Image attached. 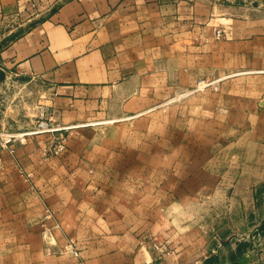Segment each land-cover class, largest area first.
I'll return each mask as SVG.
<instances>
[{"label":"crops","instance_id":"0c3cea01","mask_svg":"<svg viewBox=\"0 0 264 264\" xmlns=\"http://www.w3.org/2000/svg\"><path fill=\"white\" fill-rule=\"evenodd\" d=\"M0 67L10 80L45 82L47 117L70 135L104 131L102 142L88 138L86 159H45L27 136L5 155L0 264H217L222 248L202 237V197L230 192L236 208L250 205L238 194H254L264 174L239 153L224 163L220 139L202 137V111L185 115L182 136L169 118L162 135H136L148 119L159 126L164 92L200 77L219 81L204 92H264V10L222 0H0Z\"/></svg>","mask_w":264,"mask_h":264},{"label":"rangeland","instance_id":"374dc122","mask_svg":"<svg viewBox=\"0 0 264 264\" xmlns=\"http://www.w3.org/2000/svg\"><path fill=\"white\" fill-rule=\"evenodd\" d=\"M222 1L231 2L240 7L253 8L260 12L264 10V0ZM207 79L210 80V78ZM197 81L181 92H164L165 94L158 102L160 107L154 111L157 114L154 121L159 126L151 128L149 125L151 120H146L148 117L144 115V120L147 121H144V125L147 127L138 130L142 131L137 133L138 139L140 135L143 138H149L165 133L167 118L174 119L173 127L176 130V136H182L185 115L196 118L202 111V125L205 127H202V137L220 139L223 145H218V151L222 149L229 154L224 163L231 164L233 154L239 153L242 159L240 162L243 161L253 171L264 174V92H204L218 90L219 81L215 83L216 85L195 91ZM44 84L45 82L40 80L27 82L5 78L0 81L2 122L14 130L31 131L38 127L40 120L45 119L51 122L52 126H58L60 129L29 133L25 137H31L32 147L41 149L45 159L71 151L79 152L81 157L86 159L85 155L93 152L95 147L86 144L88 138L102 142L104 131L97 130L98 132L94 133V130L83 129L70 135L68 126L56 124L51 117H47V110L42 101L46 96L42 94L46 91L43 88ZM14 112L17 116L12 119L8 114ZM205 121L206 123L203 124ZM12 123L16 128L10 127ZM17 126L21 127L17 128ZM36 134L40 136L34 138ZM23 140H18L16 143V151ZM63 140L64 149L57 150ZM233 142L239 144H233ZM243 143L247 145H242ZM96 148L98 151L99 149L103 151L102 147L96 146ZM6 154L10 153L7 151L4 153L0 165L5 161ZM15 162L19 170L26 171L22 163L18 160ZM31 176V173H27L28 178ZM254 178L256 192L238 194L240 198L241 196L244 199L249 197L247 201L251 202L250 205L244 203L243 207L236 208L235 206L240 205L232 201L235 194L230 192L207 193L202 197V237L206 248L210 250L222 248V255L216 259L217 264H264V176ZM218 205L221 207L218 208ZM51 213L48 211L46 216H51ZM191 214L192 217L199 216V210H192Z\"/></svg>","mask_w":264,"mask_h":264},{"label":"built area","instance_id":"2783aa9c","mask_svg":"<svg viewBox=\"0 0 264 264\" xmlns=\"http://www.w3.org/2000/svg\"><path fill=\"white\" fill-rule=\"evenodd\" d=\"M222 30L218 29L216 34L217 36H221ZM218 80L216 79H210L208 80L207 78L200 77L197 81V86L194 88V90H200L204 89L207 86L210 85H216L215 83ZM60 127L58 126H52L51 122L42 119L38 123V127L34 130H14L6 125L1 120V100H0V163L3 159L4 153L7 151L10 154H15L16 151V143L18 140H23L26 135L29 133H35V132H42V131H47V130H58ZM64 149V140L62 144L58 145L57 150ZM50 215V214H49Z\"/></svg>","mask_w":264,"mask_h":264},{"label":"water","instance_id":"95a60500","mask_svg":"<svg viewBox=\"0 0 264 264\" xmlns=\"http://www.w3.org/2000/svg\"><path fill=\"white\" fill-rule=\"evenodd\" d=\"M5 79V72L4 70L0 67V81Z\"/></svg>","mask_w":264,"mask_h":264}]
</instances>
